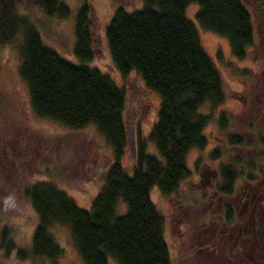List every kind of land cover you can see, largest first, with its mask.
<instances>
[{
	"label": "trees",
	"instance_id": "16d2710c",
	"mask_svg": "<svg viewBox=\"0 0 264 264\" xmlns=\"http://www.w3.org/2000/svg\"><path fill=\"white\" fill-rule=\"evenodd\" d=\"M21 1L25 0H0V42L17 43L18 73L26 84L32 111L68 129L92 125L109 145L110 157L103 182L88 208L77 206L50 179L27 184L23 192L36 215L29 248L25 254L15 246L10 231L2 224L0 252L5 255L14 250L19 258L29 254L58 264L61 247L49 228L63 224L84 264H106L108 257L116 264H170L162 236V216L148 191L155 186L169 196L188 175L186 151L201 147L205 141L202 129L208 113L200 108L214 106L222 99L219 73L204 51L193 22L185 16V6L195 3L197 24L224 37L230 53L241 58L252 43L254 22L264 33V0H250L249 5L243 0H140L138 7H114L104 26L113 67L122 76L135 72L159 97L156 117L146 136L152 149H146V142L134 146L129 174L121 164L126 147L123 86L88 63L94 56L90 3L82 0L73 11L71 55L75 60H70L43 42L22 10L24 3L17 6ZM30 1L45 16L69 13L60 0ZM259 129L254 128L253 139L246 142L252 149L264 148V133ZM238 143L240 137L230 135L228 144ZM4 145L0 143L1 148ZM241 159L235 157L237 163ZM246 165H250V174L234 175L223 167L219 173L221 185L216 187L224 197L235 193L244 200L237 206V221L225 203L222 212L224 235L232 234L240 241L250 233L256 239L264 238V170L255 171L256 166L264 165V155L250 157ZM238 177L242 182L235 187L233 182ZM244 183H250L251 189ZM239 187L245 195L239 194ZM249 214L250 227L245 225ZM191 219L195 221L194 216ZM197 236L193 229L194 242ZM238 246L242 249V244Z\"/></svg>",
	"mask_w": 264,
	"mask_h": 264
},
{
	"label": "rangeland",
	"instance_id": "374dc122",
	"mask_svg": "<svg viewBox=\"0 0 264 264\" xmlns=\"http://www.w3.org/2000/svg\"><path fill=\"white\" fill-rule=\"evenodd\" d=\"M60 1L69 8L67 16H45L30 0L21 1L17 6L24 3L22 10L30 17L44 43L63 57L75 60L71 55L72 14L82 0ZM88 2L94 21V56L88 63L105 71L114 82L123 86L125 97L122 115L126 131L132 135L134 146L139 145V142H146V149L151 150L152 145L146 136L156 117L158 94L146 88L135 72L129 71L122 76L113 67L104 38V26L114 7H138L140 0ZM243 2L249 5L250 0ZM196 8L195 3H189L185 6L184 13L193 22L204 51L219 73L222 99L214 106L202 105L200 108L208 113V120L202 129L205 141L201 147H191L186 151L188 175L178 182L170 196L161 193L155 186H151L148 191L149 199L162 216V236L170 264H185V241L191 238V231L194 229L187 211L191 209L193 216L197 217L202 208V203L194 200L197 190L201 192L207 189L203 186L209 182L221 180L219 173L225 166L234 175L250 174V165H246L250 163V157L255 159L260 154L264 155V148L252 149L246 143L253 139L254 128L260 131L261 127L264 133V33L258 22H254L252 43L246 48L243 57H234L224 37L197 24L194 17ZM16 46L14 40L0 42V143L5 144L0 147V225L5 224L15 246L26 254L36 215L23 192L24 187L36 179L47 178L71 197L77 206L88 208L91 197L103 182L110 147L90 124L68 129L59 122L32 111L26 84L18 73ZM230 135H238L241 143L229 145ZM125 145L121 164L129 174L134 156L128 143ZM236 156L242 158L239 163L235 160ZM256 167L255 171L264 170V165ZM241 182L242 179L238 177L233 184L236 187ZM244 184L250 187L249 183ZM235 196L237 195L234 193L232 200L236 199ZM179 202L185 205V209L175 218L172 207ZM242 211L246 212L244 209ZM49 230L61 247V252L56 257L58 264H84L70 239L66 225H53ZM239 243L243 250L248 251L249 256L242 255L238 246L241 256H234V261L250 262V255L253 257L252 254L256 253L254 235L248 234V238ZM255 259L253 264H264V260L257 257ZM0 264L48 262L45 258L29 254L19 258L11 250L5 255L0 252ZM106 264L116 262L108 257ZM197 264L204 263L198 261Z\"/></svg>",
	"mask_w": 264,
	"mask_h": 264
},
{
	"label": "flooded vegetation",
	"instance_id": "af4514ba",
	"mask_svg": "<svg viewBox=\"0 0 264 264\" xmlns=\"http://www.w3.org/2000/svg\"><path fill=\"white\" fill-rule=\"evenodd\" d=\"M221 178V177H220ZM250 184V183H249ZM221 185V180L219 181L215 179L213 183H208L203 186L207 189H203L201 192L197 190L196 198H194L197 203H202V208L200 209L198 216L195 217V221L191 219L193 213L191 209L188 212V215L191 221H194V229L197 232V241H193L191 238H187L185 241V249L186 256L184 257L185 264H197L198 261H202L204 264H253L256 257L264 260V238L256 239L254 236V243L256 247V253H253V257L250 255V262H245L243 260L242 263H237L234 261V256L240 257L238 242L240 241L237 236H232V234H227L225 236L223 233V205L225 203L226 206L229 207L231 211L235 213L234 218L236 220L238 213V203H240V196H235L236 199L232 200L231 197H224L219 191L216 189L217 186ZM245 195V194H244ZM170 196V195H169ZM197 196L199 198H197ZM201 196V197H200ZM203 196V197H202ZM226 199L225 202L223 199ZM248 198H250L248 196ZM244 202V200H241ZM175 218L181 213L185 205L179 202L173 204ZM191 205V204H189ZM243 207H246V204H242ZM179 209V211H176ZM185 209V208H184ZM232 212V213H233ZM246 218V217H245ZM249 218V223L247 222L245 225L250 227V214L247 217ZM237 221V220H236ZM235 221V222H236ZM244 224V223H243ZM227 241V242H225ZM198 243V244H197ZM225 243V248L223 244ZM194 248V250H192ZM194 251V253H193ZM241 254L245 255L248 251L243 253V249H240ZM248 255V254H247ZM249 256V255H248ZM255 264V263H254Z\"/></svg>",
	"mask_w": 264,
	"mask_h": 264
},
{
	"label": "water",
	"instance_id": "95a60500",
	"mask_svg": "<svg viewBox=\"0 0 264 264\" xmlns=\"http://www.w3.org/2000/svg\"><path fill=\"white\" fill-rule=\"evenodd\" d=\"M126 142L128 143L129 149L133 155L134 154V144H133V140H132V135H129L127 131H126Z\"/></svg>",
	"mask_w": 264,
	"mask_h": 264
}]
</instances>
